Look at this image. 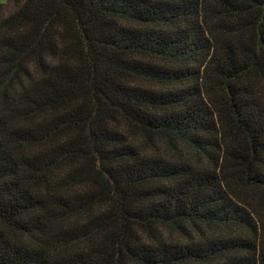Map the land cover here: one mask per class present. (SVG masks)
Here are the masks:
<instances>
[{"label":"trees","instance_id":"1","mask_svg":"<svg viewBox=\"0 0 264 264\" xmlns=\"http://www.w3.org/2000/svg\"><path fill=\"white\" fill-rule=\"evenodd\" d=\"M0 264H264V0L0 2Z\"/></svg>","mask_w":264,"mask_h":264},{"label":"rangeland","instance_id":"2","mask_svg":"<svg viewBox=\"0 0 264 264\" xmlns=\"http://www.w3.org/2000/svg\"><path fill=\"white\" fill-rule=\"evenodd\" d=\"M5 0H0V2H4Z\"/></svg>","mask_w":264,"mask_h":264}]
</instances>
